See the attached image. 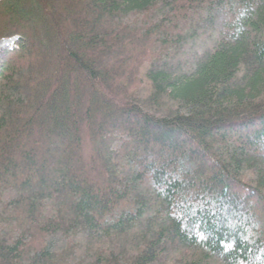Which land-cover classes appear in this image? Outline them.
I'll return each mask as SVG.
<instances>
[{
    "label": "trees",
    "instance_id": "16d2710c",
    "mask_svg": "<svg viewBox=\"0 0 264 264\" xmlns=\"http://www.w3.org/2000/svg\"><path fill=\"white\" fill-rule=\"evenodd\" d=\"M15 37L0 264H264V0H6Z\"/></svg>",
    "mask_w": 264,
    "mask_h": 264
},
{
    "label": "rangeland",
    "instance_id": "374dc122",
    "mask_svg": "<svg viewBox=\"0 0 264 264\" xmlns=\"http://www.w3.org/2000/svg\"><path fill=\"white\" fill-rule=\"evenodd\" d=\"M13 42L14 41L6 40V41H3L0 43V56H1L2 52L6 50V48H9V46H11L13 44ZM3 44H5V45H3ZM3 46H5L6 48H3ZM243 204H244V208L246 209L248 207L247 203H243ZM244 211L245 210L243 209L242 212H240V215H244V213H245Z\"/></svg>",
    "mask_w": 264,
    "mask_h": 264
},
{
    "label": "water",
    "instance_id": "95a60500",
    "mask_svg": "<svg viewBox=\"0 0 264 264\" xmlns=\"http://www.w3.org/2000/svg\"><path fill=\"white\" fill-rule=\"evenodd\" d=\"M5 0H0V4L2 3V2H4Z\"/></svg>",
    "mask_w": 264,
    "mask_h": 264
},
{
    "label": "bare ground",
    "instance_id": "6f19581e",
    "mask_svg": "<svg viewBox=\"0 0 264 264\" xmlns=\"http://www.w3.org/2000/svg\"><path fill=\"white\" fill-rule=\"evenodd\" d=\"M5 1H6V0H5ZM2 3H3V2H2ZM2 3H1V4H2ZM1 4H0V5H1ZM3 45H5V44H3ZM3 48H6V47H5V46H3Z\"/></svg>",
    "mask_w": 264,
    "mask_h": 264
}]
</instances>
